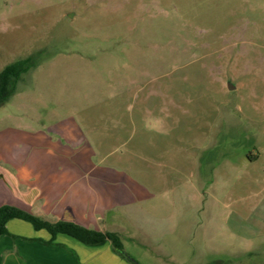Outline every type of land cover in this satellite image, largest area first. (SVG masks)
Wrapping results in <instances>:
<instances>
[{
	"label": "rangeland",
	"instance_id": "1",
	"mask_svg": "<svg viewBox=\"0 0 264 264\" xmlns=\"http://www.w3.org/2000/svg\"><path fill=\"white\" fill-rule=\"evenodd\" d=\"M30 56L0 130L74 120L93 164L148 190L123 256L264 264V0H0V72ZM7 227L0 264L66 263ZM84 249L76 264H117Z\"/></svg>",
	"mask_w": 264,
	"mask_h": 264
},
{
	"label": "crops",
	"instance_id": "2",
	"mask_svg": "<svg viewBox=\"0 0 264 264\" xmlns=\"http://www.w3.org/2000/svg\"><path fill=\"white\" fill-rule=\"evenodd\" d=\"M94 154L74 120L53 122L41 131L16 127L0 130V206L16 207L50 223H73L136 241L131 232L141 231L139 222L150 215L144 204L152 197L130 178L93 164ZM135 220L139 222L132 223ZM44 233L46 239H29L47 242L50 236ZM70 240L57 236L52 245L30 242L66 250L67 256L62 255L65 264H76L79 253L93 247ZM97 248H103L117 264H129L111 253L109 243Z\"/></svg>",
	"mask_w": 264,
	"mask_h": 264
},
{
	"label": "trees",
	"instance_id": "3",
	"mask_svg": "<svg viewBox=\"0 0 264 264\" xmlns=\"http://www.w3.org/2000/svg\"><path fill=\"white\" fill-rule=\"evenodd\" d=\"M34 56L17 60L5 66L0 72V107L4 106L14 95L16 86L23 75L37 66ZM12 220H18L29 224L35 232L44 231L50 239L47 242L42 240L27 239L28 241H39L44 244L52 245L57 236H65L86 247H102L109 243L113 251L123 256V244L119 236L115 233H100L93 230L82 228L68 222L50 223L16 207L3 205L0 206V237L7 236L12 239L17 237L9 233L7 224ZM127 261L133 260L123 256ZM136 264V263H134Z\"/></svg>",
	"mask_w": 264,
	"mask_h": 264
},
{
	"label": "water",
	"instance_id": "4",
	"mask_svg": "<svg viewBox=\"0 0 264 264\" xmlns=\"http://www.w3.org/2000/svg\"><path fill=\"white\" fill-rule=\"evenodd\" d=\"M227 89H228V90H232L233 87H232L231 85L228 84V85H227Z\"/></svg>",
	"mask_w": 264,
	"mask_h": 264
}]
</instances>
